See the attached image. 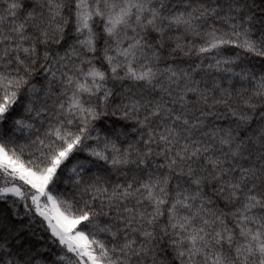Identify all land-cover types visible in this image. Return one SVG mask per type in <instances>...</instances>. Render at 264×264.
Returning <instances> with one entry per match:
<instances>
[{"label":"snow or ice","instance_id":"6c2138e0","mask_svg":"<svg viewBox=\"0 0 264 264\" xmlns=\"http://www.w3.org/2000/svg\"><path fill=\"white\" fill-rule=\"evenodd\" d=\"M0 264H264V0H0Z\"/></svg>","mask_w":264,"mask_h":264}]
</instances>
